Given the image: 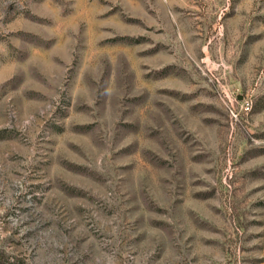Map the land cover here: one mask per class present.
<instances>
[{
	"label": "rangeland",
	"instance_id": "374dc122",
	"mask_svg": "<svg viewBox=\"0 0 264 264\" xmlns=\"http://www.w3.org/2000/svg\"><path fill=\"white\" fill-rule=\"evenodd\" d=\"M0 264H264V0H0Z\"/></svg>",
	"mask_w": 264,
	"mask_h": 264
}]
</instances>
